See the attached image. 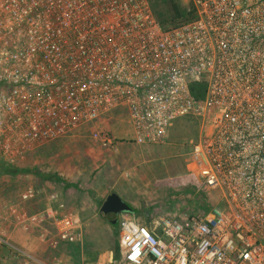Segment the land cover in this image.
<instances>
[{
  "label": "built area",
  "instance_id": "obj_1",
  "mask_svg": "<svg viewBox=\"0 0 264 264\" xmlns=\"http://www.w3.org/2000/svg\"><path fill=\"white\" fill-rule=\"evenodd\" d=\"M180 1L196 16L163 28L149 0H0V158L27 162L87 126L112 145L99 120L119 110L137 145L166 144L191 117L197 205L119 213L120 258L109 264H264V0ZM49 219L53 247L82 243L77 215Z\"/></svg>",
  "mask_w": 264,
  "mask_h": 264
},
{
  "label": "rangeland",
  "instance_id": "obj_2",
  "mask_svg": "<svg viewBox=\"0 0 264 264\" xmlns=\"http://www.w3.org/2000/svg\"><path fill=\"white\" fill-rule=\"evenodd\" d=\"M101 120H103L102 127L108 129L112 136L114 133L115 135L116 133H125L123 130L126 128L127 120L125 110H119ZM198 133V122L195 119L191 117L178 118L168 130L169 137L166 144L137 146L132 142V134L130 133L123 139L124 141H115L112 138L117 148L118 145L120 147L118 152H115L109 148L110 145H103L100 140L92 141L91 127L84 128L71 136L38 146L30 153L27 162L15 163V165H26L33 168L40 175L28 173L14 177L0 176V184L2 183L3 189L7 191L4 190L6 194L3 198H10L12 202L17 203L20 213L28 215L40 211L41 208L36 205L37 202L35 201L23 200L21 193L28 187L35 190L41 189L42 185L48 181V178L43 175L45 173L59 174L68 183L77 184L82 190L81 194L73 186H68V188H71L79 196H87L88 194L96 196L99 187L106 188V186L114 184V175H118V171H124V168L128 169L131 165L138 164V170L146 177V183L139 181V189L133 181L129 180L131 176L127 174L123 177L126 180L120 181L116 178V184H114L119 186V184L124 183L128 187L137 189H135L136 191L132 190L131 194L126 197L131 205L143 210L153 206L152 214H166L173 210L179 212L184 208H193L197 205L199 197L193 194L187 177V150L189 141L194 139ZM133 145L136 146L134 151ZM138 160L139 163H137ZM61 183L56 182L53 185L59 186ZM142 187L143 189H141ZM0 196L2 197L1 194ZM100 204L95 205V215L91 222H87L85 226L82 223V245L76 243L74 252L78 253H74L72 256L75 264H88L87 261L94 254L91 255L89 250H97L100 245H106L109 239L112 240L110 224L99 215ZM49 205L55 207L53 202H50ZM63 213L73 214L67 210L62 213L57 212L54 215ZM84 227L94 230L101 240L85 237ZM115 234L118 236L117 230ZM114 239L117 238L114 237ZM61 242L72 244V242L67 241ZM112 242L109 245L111 253L114 248V240ZM111 253L100 254L98 260L107 263L110 259L114 260V255L111 257Z\"/></svg>",
  "mask_w": 264,
  "mask_h": 264
},
{
  "label": "crops",
  "instance_id": "obj_3",
  "mask_svg": "<svg viewBox=\"0 0 264 264\" xmlns=\"http://www.w3.org/2000/svg\"><path fill=\"white\" fill-rule=\"evenodd\" d=\"M99 122L102 126L103 120H99ZM123 130L125 131V133L123 134L116 133L115 135L114 133L112 137L115 141H124V138L129 136L130 133L132 134L131 127L127 120L126 128H124ZM91 137L93 138H91L92 141L97 140L95 139V137ZM135 145H133V151L136 148ZM109 148L114 150L115 152H118V149L120 147L118 145L117 148L116 143L113 141V144L110 145ZM139 162L140 161L138 160L137 163ZM138 167L139 165L135 164L131 165L128 169L124 168V171H118V175H114V184H116V178L120 179V181L126 180L123 179V177L127 174L128 176H131L129 180L133 181L139 189V181H141L142 183H146V177H144L143 173L138 170ZM65 181L67 182V180ZM56 182L62 183L59 186L53 185ZM74 184L75 183L65 184L63 181H54L53 179L48 178V181L45 182L44 185H42L41 189H36L35 194L29 200L37 202L36 205L40 207L41 210L32 212L28 215L35 214L39 218L40 221L37 225L32 223L26 225L27 222L25 219L28 215L25 213H20L17 203L12 202L10 198L4 199L0 196V237L5 241L3 243H0V264H26V258L19 253V250L30 254V256L33 258L30 259L29 264H75V262L73 263L74 259L72 258V256L74 253H78L74 252L76 243L69 244L65 242H59L57 247H53L51 239H53L52 236L55 234V229L51 225V222H49V218H51V216H53L57 212L62 213L68 210L71 211L74 215H77L85 226L87 222H91V220L94 218L95 205H97L98 203H102L109 192L115 191L120 196H122L123 199L128 201L126 197L131 194L132 190H137L136 188L128 187L124 183L119 184V186L111 184L108 187L106 186V188L99 187L97 190L98 195L96 196L94 194H88V192H85L88 194L87 196H79L82 190L78 186L75 187ZM68 186L75 187L77 190H79V194H75L71 188H68ZM1 189L2 186L0 184V190ZM141 189H143V187ZM50 202H53L55 207L50 206ZM150 207H152L153 209V206ZM152 213L153 212L151 211L150 215ZM140 215L142 217H147L143 213ZM84 230L86 231L85 237H94L97 238L98 241L101 240L100 236L95 233L94 230H89L85 227ZM113 231L114 229L111 227V237L113 236ZM112 240L109 239L106 245H100L97 250H89L91 252V255L93 253L94 254L93 257L91 256L92 258L90 257L87 263L109 264V261L107 263L105 261L98 260V256L100 254L102 255L111 253V251L109 250V245L110 243H113ZM112 256L113 252L111 253V257Z\"/></svg>",
  "mask_w": 264,
  "mask_h": 264
},
{
  "label": "trees",
  "instance_id": "obj_4",
  "mask_svg": "<svg viewBox=\"0 0 264 264\" xmlns=\"http://www.w3.org/2000/svg\"><path fill=\"white\" fill-rule=\"evenodd\" d=\"M150 6L152 8L153 14L156 18V20L159 22V24L163 28H171L174 26H177L183 22H186L188 20L193 19L196 16V12L192 6L191 3H183L180 0H149ZM192 94L198 99L203 96L204 93V84L193 82L190 85ZM36 174L40 175L37 170H34L33 168L27 167L26 165H15L12 162L6 161L2 158H0V176H17L19 174ZM45 177L51 178L54 181H63L65 184H68L63 178H61L56 173H45L43 174ZM3 181V180H2ZM2 189L0 190V194L2 197H5L6 189H3V185L1 183ZM76 187L77 184H74ZM6 192H5V191ZM152 211V207H148L143 209H139L137 207L133 206V212L139 213V214H145L147 217L150 215ZM114 231H113V240H114V248L113 255L114 260L118 261L120 258V247L118 243V236L115 234V231H118V224L116 226L110 225ZM117 238V239H114Z\"/></svg>",
  "mask_w": 264,
  "mask_h": 264
},
{
  "label": "water",
  "instance_id": "obj_5",
  "mask_svg": "<svg viewBox=\"0 0 264 264\" xmlns=\"http://www.w3.org/2000/svg\"><path fill=\"white\" fill-rule=\"evenodd\" d=\"M98 212L110 225H116L119 213L133 212V206L118 193L111 191L100 204Z\"/></svg>",
  "mask_w": 264,
  "mask_h": 264
}]
</instances>
